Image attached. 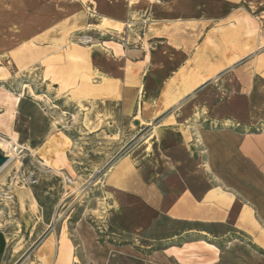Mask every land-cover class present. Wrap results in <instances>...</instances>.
Here are the masks:
<instances>
[{"label": "crops", "instance_id": "obj_1", "mask_svg": "<svg viewBox=\"0 0 264 264\" xmlns=\"http://www.w3.org/2000/svg\"><path fill=\"white\" fill-rule=\"evenodd\" d=\"M88 2L83 3L87 14L90 9L104 25L108 18ZM242 2L257 10L239 6ZM132 4L125 22L108 20L126 27L149 22L138 47L120 45L116 55L90 45L86 59L106 75L115 72L107 63L116 56L114 69L124 68L119 71L123 109H150L153 120L163 116L158 139L150 152L134 151L132 161L119 154L102 161L103 168L113 164L92 211L103 212L96 216L98 228L111 240H99L85 212L73 235L44 230L21 264H82V259L85 264H264V0ZM65 21L71 26L80 18L71 14ZM152 24L158 29L149 35ZM45 32L38 37L51 35ZM41 43L43 52L51 45ZM183 68L204 82L157 114L166 84ZM138 75L140 86L132 83ZM212 81L222 89L208 85ZM195 93L197 100L188 101ZM179 106L183 111L173 117L175 123L165 125L172 119L166 113ZM196 110L198 118L191 113ZM253 111L261 112L259 119L244 118ZM52 135L47 129L39 139L46 143ZM36 138L31 133L29 140ZM11 244L0 228V264L12 260Z\"/></svg>", "mask_w": 264, "mask_h": 264}, {"label": "rangeland", "instance_id": "obj_2", "mask_svg": "<svg viewBox=\"0 0 264 264\" xmlns=\"http://www.w3.org/2000/svg\"><path fill=\"white\" fill-rule=\"evenodd\" d=\"M91 1L102 17L121 22L129 17L130 0ZM131 2L133 8L137 0ZM83 3L89 2L0 0V150L12 154L0 170V228L12 237L10 253L14 256L9 264H21L25 254L39 245L43 237H37L46 229H64L73 235L75 223L85 212L99 240H111L98 228L96 216L103 212L92 211L102 200V183L113 164L103 168L102 161L118 154L131 160L133 152L141 149L150 152L159 136L163 116L153 120L150 109H123L119 71L124 68L116 72L112 65L116 56H110L107 63L115 72L105 75L97 65L87 64L85 52L90 45L116 55L120 45L137 48L149 22L126 27L105 19L102 25V19H95L90 9L87 14ZM239 6L257 10L246 2ZM71 14L80 21L69 26L65 20ZM157 29L152 24L149 35ZM45 30L51 35L38 37ZM86 36L91 41H83ZM43 40L51 42L45 52ZM194 72L183 68L166 84L169 91L160 97L157 114L179 103L200 80L204 82L199 75L194 81ZM141 81L138 75L132 83L140 86ZM220 84L212 81L208 85L222 89ZM191 97L188 101L197 100L196 93ZM182 111V106L169 110L166 115L171 114L172 119L165 125L175 123L173 117ZM191 113L198 118L197 110ZM260 114L253 111L244 118L256 121ZM47 129L53 135L44 143L39 137ZM31 133L36 134L35 141L29 140ZM31 230L36 233L28 238Z\"/></svg>", "mask_w": 264, "mask_h": 264}, {"label": "water", "instance_id": "obj_3", "mask_svg": "<svg viewBox=\"0 0 264 264\" xmlns=\"http://www.w3.org/2000/svg\"><path fill=\"white\" fill-rule=\"evenodd\" d=\"M10 157L0 150V170L8 163Z\"/></svg>", "mask_w": 264, "mask_h": 264}, {"label": "built area", "instance_id": "obj_4", "mask_svg": "<svg viewBox=\"0 0 264 264\" xmlns=\"http://www.w3.org/2000/svg\"><path fill=\"white\" fill-rule=\"evenodd\" d=\"M83 41H85V42L91 41V38L88 37V36H86V37L83 39Z\"/></svg>", "mask_w": 264, "mask_h": 264}, {"label": "bare ground", "instance_id": "obj_5", "mask_svg": "<svg viewBox=\"0 0 264 264\" xmlns=\"http://www.w3.org/2000/svg\"><path fill=\"white\" fill-rule=\"evenodd\" d=\"M141 89H142V88H141ZM11 148H12V147H11ZM8 155H10V156H11L12 154H8ZM10 158H11V157H10ZM10 161H11V160H10ZM8 163H9V161H8ZM4 167H5V166H4Z\"/></svg>", "mask_w": 264, "mask_h": 264}, {"label": "trees", "instance_id": "obj_6", "mask_svg": "<svg viewBox=\"0 0 264 264\" xmlns=\"http://www.w3.org/2000/svg\"><path fill=\"white\" fill-rule=\"evenodd\" d=\"M102 242H104L103 240H101Z\"/></svg>", "mask_w": 264, "mask_h": 264}]
</instances>
